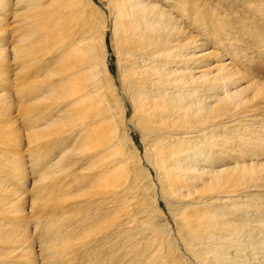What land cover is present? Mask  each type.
<instances>
[{"label": "bare ground", "instance_id": "6f19581e", "mask_svg": "<svg viewBox=\"0 0 264 264\" xmlns=\"http://www.w3.org/2000/svg\"><path fill=\"white\" fill-rule=\"evenodd\" d=\"M107 1L108 18L92 0H0V264L38 261L24 205L39 207L33 216L35 231L54 230L55 245L48 248L58 253L71 231L62 226L71 218L67 208L75 203L76 190L92 195L91 213H99V204L114 200L129 180L134 191L143 180L153 186L138 151L126 147L131 140L122 104L127 99L133 107L130 119L142 133L145 158L175 212L181 247L198 264H264V62L256 59L258 51L264 56V0H201L202 6L195 0ZM10 15L18 17L14 38L6 27ZM234 18L244 23L245 36L257 40L256 49L247 51L245 37L226 30L228 24L233 31ZM107 31L119 59L126 62L120 71L121 91L105 64ZM51 47L60 52L57 61L63 67L47 74L61 79L44 88L30 82L31 72L39 52ZM42 100L54 104L43 114L29 104ZM16 108L26 124L23 135L13 115ZM96 117L100 120L94 123ZM60 134L74 139V147L64 144L60 149ZM107 147L106 159L102 152ZM83 157L96 161L94 170L99 171L89 175L92 182L85 178L80 190L79 176L70 169ZM29 171L31 191L26 189ZM144 187L149 193L150 187ZM149 198L154 205V195ZM147 215L137 222L151 230L154 218ZM89 216L85 240L101 234L97 230L107 222ZM134 237L132 242L139 239ZM161 249L154 247L156 259L151 258L167 264Z\"/></svg>", "mask_w": 264, "mask_h": 264}, {"label": "rangeland", "instance_id": "374dc122", "mask_svg": "<svg viewBox=\"0 0 264 264\" xmlns=\"http://www.w3.org/2000/svg\"><path fill=\"white\" fill-rule=\"evenodd\" d=\"M92 1H93V3H95L99 7V9H101L105 13L107 18L110 16V12L108 10L109 9V5H108V1L107 0H92ZM195 3H199L198 5L202 6L201 0H195ZM238 19L239 18H237V19L234 18L233 19L234 22L232 24L235 23L233 25L234 26L233 27V31L231 30V26L228 25V24L225 25L226 26V30L230 31L233 34L239 33L240 35H238V37H240V36L245 37L244 43H246V44H244L243 47H245V45H247L246 49L250 48V47H253L252 49H256L254 46L258 45V44L254 43V42L257 41V40H255V39H254L255 41L252 40L254 38L253 36L251 37V36H245L246 34L244 35V33L241 30V28H242L241 26L244 23L243 22L241 23ZM6 24H7L6 27L8 28V32L10 33V37L11 38L12 37L13 38L16 37L17 30H18L17 27L19 25L18 17H13V16L10 15L7 18ZM237 24H239V25H237ZM249 37H251L252 39H250ZM247 38H248V40H247ZM105 42H106L105 43V47H102V50L104 51V54H105V61H107L105 63L106 67H107V71H108V73H109V75H110L115 87L121 91V85L122 84H121V81H120V71L122 70V67H124L126 62H124L123 59H119V56H118V54H117V52L115 50V46H114V43H113V40H112L111 31H107L106 37H105ZM248 50L249 49H247V51ZM259 53L260 52L258 51L257 56L259 58H256L257 61H259L260 57H261L263 62H264V56H259ZM116 55H117V57H116ZM39 56L40 57H38V59H37L38 64H37V67H36V71L31 72V75L33 76V78L30 80V82L34 81L35 85H38L40 87H44L45 88V87L49 86V82H56L58 79H61L60 75H59V77H60L59 78V77H57L58 75L56 77H53L52 75H48L47 73L48 72L53 73V72H56L57 70H59V68L63 67V66H61L63 64V62L60 61L58 63L57 58L60 57V52L58 50H54L53 47H51L49 51L39 52ZM13 63H14V61H13ZM16 67H17V64L15 65V63H14V65L11 68L13 75H16V73L18 72V69H16ZM35 78H37V79L35 80ZM65 83L66 82H64V84ZM64 88H67V86L66 87L64 86ZM53 90H55V89H52V90H49V91H53ZM120 91H119V94H118L119 97L122 96ZM57 95H59V94H57ZM124 102H126V103H124ZM17 103H14L15 106H17ZM29 104H33L34 106H39L38 108L42 111V114L47 112L48 110H50V109H52L54 107L53 102L47 101V100H45V101L42 100L41 102L33 101V103H29ZM122 106L124 107V113H123L124 123L126 125V129L128 130V131L127 130L126 131H127L128 135H130L129 138L132 141V142L130 141L131 144H130V142L127 143V146H126L127 150L129 152H135V153L138 151L136 154L137 155L139 154V157H140V160H141L140 163H141L142 167L146 170L148 175L150 176V179H151V182H152L153 186L150 187L148 183L147 184L144 183V181H146V180H143L142 183L140 182L141 185H140V183L135 184L137 186H135L136 188H135V191H134V189H132L133 188V183H132L131 180H129V183L125 184L126 187L123 188V191H122V188H120L121 194H119L117 196L118 197V201H116V198H117L116 197V198H114V200H111V202H109V201L107 202L106 201V203H104V202L100 203L99 205H101V206H98V204H97L96 206L102 208V210L99 211V213H95L93 211L92 212L93 214H92L90 209L92 208V210H94L95 207L92 206L89 203V200L93 199L94 197L92 195H89V194L87 195L86 190L84 189L85 190L84 191L81 187L83 186V188H85V186H86L87 181L85 182V178L90 180L89 175L91 174V176L94 177L95 172H97L99 170H94V169L97 168V167H95L96 161L91 163L90 160L88 161L84 157L81 158V159L79 158V160L75 159V161L72 162L70 171H72L73 173H75V174H77L79 176V178L77 179V186H79L80 190L81 189L82 190L79 191V192H78V190H76L77 193L76 194H72L73 195V201H75V203H73L71 206H68V208H67L70 211L69 217H71V218L67 222L68 224H65V225L62 226L63 230H65V228H67L66 225H69L71 231L69 232L70 234L68 233V235L66 236L65 246L60 248V251L58 253H55L52 249L48 248V247H50L49 244H52V245L54 244V242H51V241H54V239H55V236L53 234L55 232L54 230L47 231L46 229L41 227V230L44 229L43 231L46 234L43 233L41 230L40 231H35V227L34 226H35V223H36V218H34L33 216H35L34 213H36V211L38 212V210H39L38 208L39 207H35V208L30 209L31 204L24 205V207L25 206L27 207V208L25 207V209H27V210L24 212V215H25V217L28 220V224H29L28 225V229L29 230L31 229L30 230L31 232H30V238L29 239L31 241H33L32 243L34 245V248H35V251H36V255H37V259H38L36 264H62L63 262H64L63 264H76V262H77V264H84V263L86 264L87 260H88V263L92 261L91 264H97V263L98 264H123V263L124 264H131V263L132 264H144V262H146L145 264H149V263L151 264L154 261V259H152L151 257L155 258L154 255H153L154 247L162 248L161 249L162 252H160V253H161V255H166V257L165 256H163V257H164V259H167V261L169 262L167 264H192V263L193 264H198L197 262H195L192 259V256L186 251V249L184 247H181L182 245L179 242V239L177 240V238H178L177 236L179 235L178 234L179 233V229L177 228L175 212L171 211V207H169V205L167 204V202L163 198V195H161V190H160L161 189L160 188L161 187V182L159 180V177L157 175V171H156L155 167L145 158L146 152H145V145H144V142H143V139H142V136H141L142 133H141L140 129L136 126V124L134 122L132 123V120L130 119V118H132V114H133L132 104L127 99V100L123 101ZM15 111L16 112L13 115L17 116V119L19 120L18 121L19 122V127L21 128V131H22L20 134L23 135L24 134V128H26V126H25L26 124L23 123L22 120L20 119L21 117L18 115L19 112H18L17 108L15 109ZM43 111H45V112H43ZM54 111H57V109L54 110ZM91 118H93L92 114H91ZM64 120H65V118H64ZM97 120H100V118L96 117V120L94 119V123ZM64 135H67V134H64ZM64 135L60 134L58 136V140H60L58 142L59 148L61 149V146H63L64 144H67V147H69V148H71V146L74 147V145H72L73 144L72 142L74 141V139H72L70 141L69 140V136L68 135L64 136ZM59 137L61 139H59ZM80 142H81V140H79L78 144H80ZM130 148H132V149H130ZM104 150L105 151L102 152L103 153L102 156H105L106 159H107L110 156L109 148L107 147ZM56 152L58 153L59 151L57 150ZM25 154H27V153L25 152ZM56 156H57V154H55L51 158V160L54 157H56ZM105 157L103 158L104 162H106ZM53 161L54 160H52V162ZM30 169H31V167L29 165V170ZM89 169H90V172H89ZM30 172L31 171H29V176H28V179H29L30 182L28 183V186L26 188L27 191H31L32 190L33 174L30 173ZM70 177H68L67 180L68 179H72ZM12 178L13 177H10L8 179V181H12L13 180ZM90 181L92 182L93 179H91ZM143 183H144V185H143ZM144 186L150 187L149 188V191H150L149 193H151L150 196L148 195L149 193L147 192V188L145 189ZM151 188H152V191L150 190ZM141 191H143V192L141 193ZM135 192H137V193H135ZM144 193H145V195H144ZM136 194H138V195H136ZM152 194L156 198V201H154L155 202L154 205L152 204L153 200L151 198H149V197L152 196ZM20 196L21 195L19 194L17 198H19ZM133 196L134 197L136 196L137 198H134ZM27 197L31 198L32 195L30 193H28ZM111 197H112L111 199H113V196H111ZM147 198H148V200H147ZM141 200L144 201V202H142ZM173 207H174V209H178L179 208V204H175V206H173ZM73 208H74V210H73ZM59 211H60V213L57 214L58 217L62 213L61 212L62 210H59ZM148 212L151 213L153 215V218H154L153 219V223L151 225V226H153V228L151 226H150V228L153 231L154 239L157 238L156 241H154L152 239L153 235L151 233V230L150 229L146 230V229H143V227H139L140 223L137 222V220L139 222H142V218H147L148 217V215H147ZM88 215H90V216L91 215H96L97 220L99 222H103V220H105V221L107 220V222H103L104 226L102 228H100V227L98 228L97 231H101L102 230L101 234L93 233L94 234L93 236H91L89 238H86V240H85V236L84 235H85V230H87V227H88L87 225L91 226V224H92L89 221V218L87 219ZM79 216L82 217V222H79L77 220V218ZM134 219H136V220H134ZM100 220H102V221H100ZM115 222L117 223L118 226H116ZM124 224H127V226L126 225L124 226ZM33 227H34V230H32ZM118 227L120 228V230H119ZM91 228L95 230V227H90V229ZM173 229H175V230H173ZM129 230H130L131 234L133 233L131 236L139 237V239L138 238L135 239V237H134L135 240L138 239L137 241L134 240L135 242L134 241L132 242L133 237L131 238L129 236L130 235ZM119 235H126V236L125 237L123 236L124 239L120 236L121 240L120 241H116V240L120 239ZM141 235H143L144 237H141ZM71 237H72V239H71ZM81 237H82V239H81ZM127 237H129V239ZM142 239H143V241H142ZM73 240H75L74 243H73ZM122 240H124V242H122ZM28 241L29 240H27V244H28ZM128 241H129V243H128ZM147 241H150V242H147ZM70 242H71V244H70ZM83 243H84L85 247L83 246ZM139 243H140V245H139ZM141 244H142V246H141ZM144 245L146 247V250H145ZM152 245H154V246H152ZM77 246H79V247L81 246L80 249ZM96 246H98V247H96ZM133 246H135V247H133ZM140 246L142 247V249H141ZM178 246H179V248H178ZM124 247H126V250L124 249ZM81 248L83 250H81ZM97 248L100 249V251L96 250ZM143 248H144L145 251H143ZM151 248H152V250H151ZM101 250H102V252H101ZM49 251H50V254H49ZM51 251H53V254H52ZM63 251L66 252V253H63ZM81 251H84V253L86 252V254H84L83 252L81 253ZM68 252H70V253H68ZM79 252H80V254H78ZM87 252H89L88 253L89 254L88 258L90 256V259H87V256H86ZM109 252H111V253H109ZM90 253H92V254H90ZM113 253H115V254H113ZM138 254H141V255H138ZM145 254L149 255L147 257V259H146V255ZM188 255H189V257L190 256L191 257L189 258ZM48 256H49L50 259L48 258ZM141 256L143 258H145V259H143ZM61 257L63 258V260H62ZM77 257H79L80 259L78 260ZM81 257H83V258H81ZM98 257H101V258H98ZM84 258H86L87 260L84 259ZM119 258H121V259H119ZM47 259H49V260H47ZM158 260L159 259L155 260L153 264H157ZM127 261H128V263H127ZM139 261H140V263H139ZM149 261H151V262H149ZM158 264H159V262H158Z\"/></svg>", "mask_w": 264, "mask_h": 264}]
</instances>
